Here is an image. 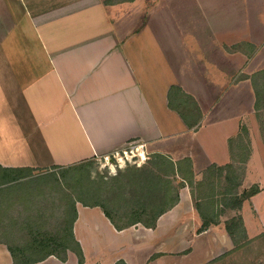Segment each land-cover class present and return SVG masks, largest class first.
I'll use <instances>...</instances> for the list:
<instances>
[{"label": "crops", "instance_id": "0c3cea01", "mask_svg": "<svg viewBox=\"0 0 264 264\" xmlns=\"http://www.w3.org/2000/svg\"><path fill=\"white\" fill-rule=\"evenodd\" d=\"M263 71L264 0H0V264L13 263L5 239L62 222L67 191L52 183L65 170L130 146L188 161L193 186L230 166L238 194L259 192L238 211L214 202L217 224L200 233L178 176V203L152 229L116 230L76 202L81 262L68 251L35 264H206L231 250L225 222L239 216L246 234L245 212L264 206V102L251 84Z\"/></svg>", "mask_w": 264, "mask_h": 264}, {"label": "trees", "instance_id": "16d2710c", "mask_svg": "<svg viewBox=\"0 0 264 264\" xmlns=\"http://www.w3.org/2000/svg\"><path fill=\"white\" fill-rule=\"evenodd\" d=\"M251 84L256 97V107L259 108L264 102V71L252 77ZM185 163L189 165L188 161H184ZM187 164L185 167L188 169L181 168V163L175 165L164 156L153 155L140 168L127 166L112 177L99 176L92 179V163L65 170L62 174L66 175L61 178L67 182L73 180L74 188L70 190L65 186L67 205L62 222L52 228L53 232L50 230L52 233L48 229H29L30 239H21L18 242L5 239L8 240L5 245L12 257V264H35L48 256H54L64 262L68 251L74 253L78 262H81L79 246L72 236L76 202L100 208L116 230L135 225L152 229L158 218L178 203V191L183 187V183L175 184L178 176L188 185L195 199V208L202 220L198 230L200 233L217 224L215 218L218 214L210 210L214 202L238 211L244 202L259 192L257 187H252L238 194L241 180L230 172V166L207 169L202 174V180L193 186L192 173ZM220 176L223 177L219 182ZM214 180L218 181L217 185L220 186V192L216 196L211 194V191H214ZM214 198L217 200L214 201ZM224 229L236 249L245 244L246 239H242L244 228L239 216L226 221Z\"/></svg>", "mask_w": 264, "mask_h": 264}, {"label": "rangeland", "instance_id": "374dc122", "mask_svg": "<svg viewBox=\"0 0 264 264\" xmlns=\"http://www.w3.org/2000/svg\"><path fill=\"white\" fill-rule=\"evenodd\" d=\"M181 1L185 2V0H181ZM172 22H178V21H172ZM214 23L213 22L208 23V27H210V28L214 27L215 26ZM146 162H147V160L144 162V164ZM127 166L134 167L132 165L126 164V166L124 168L119 169L116 167L114 169H111V168L107 167V165L105 164V162L103 160L99 163L95 162V163H92L93 169H92L91 177H92V179H95L99 176L112 177L116 174L117 171L123 170ZM83 174L85 175V172ZM261 174H262V172H258L256 174V176L257 175L261 176ZM64 175L65 174L60 175V178L58 180L59 185L57 184V181L54 180L52 183L53 186L57 187V188H61V187L65 188V186H67V188H69L70 190H73V188H74L73 180H68V182L63 181L61 177H63ZM69 176H70V173H69ZM80 177H82V176H80ZM98 185H99V183H98ZM252 187H250V188H252ZM205 192L206 191H204V194H206ZM257 212H258L257 213L258 218L248 215L247 212H245V214H244L246 216V224H247V230L246 231H247V233L245 234V230H244V237L242 239H246L245 244H243L239 249H236L234 244L230 240L233 248L231 250H229L228 252L223 253L219 257L214 258L213 260H210L206 264H264V229H263L264 206H259ZM49 230L50 229H48V231ZM51 230L53 232V229H51ZM24 237H26V235L24 236L22 234H18V235H15V237H14L16 239H8V240L18 242L21 239H25ZM224 251H227V249H224ZM224 251H219V252L222 253Z\"/></svg>", "mask_w": 264, "mask_h": 264}, {"label": "built area", "instance_id": "2783aa9c", "mask_svg": "<svg viewBox=\"0 0 264 264\" xmlns=\"http://www.w3.org/2000/svg\"><path fill=\"white\" fill-rule=\"evenodd\" d=\"M146 160L147 157L142 149V146H130L120 153H115L111 159L108 160L105 158L103 161L107 167L111 169L116 167L121 169L124 168L126 164L140 168Z\"/></svg>", "mask_w": 264, "mask_h": 264}, {"label": "water", "instance_id": "95a60500", "mask_svg": "<svg viewBox=\"0 0 264 264\" xmlns=\"http://www.w3.org/2000/svg\"><path fill=\"white\" fill-rule=\"evenodd\" d=\"M111 162V161H110Z\"/></svg>", "mask_w": 264, "mask_h": 264}]
</instances>
